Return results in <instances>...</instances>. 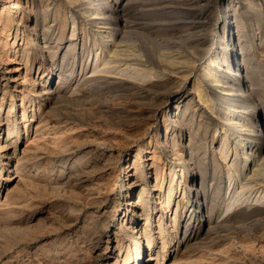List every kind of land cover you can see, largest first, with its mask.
<instances>
[{
    "label": "rangeland",
    "instance_id": "374dc122",
    "mask_svg": "<svg viewBox=\"0 0 264 264\" xmlns=\"http://www.w3.org/2000/svg\"><path fill=\"white\" fill-rule=\"evenodd\" d=\"M18 1L23 7L28 2L30 7L33 5V13L15 7ZM112 1L94 4L105 9L113 6ZM203 4L209 7L202 16L200 6ZM4 8L10 9L15 23L3 38L10 33L15 35L14 29L23 14L27 18L24 22L29 28L28 34L33 39L42 37L39 34L43 33L45 15L56 32L55 40L62 37L63 30L66 31L65 39H72L76 32L77 51L67 57L71 62L68 71L75 61L77 65L70 84L65 87L70 93L83 76L82 66L98 65V54H102V43L96 35L98 26L79 6H73L69 0H0V13ZM127 8L124 45L130 49L135 47L131 49L134 55L140 51L139 55L142 53L147 58L144 66L154 71L150 86L148 84L154 94L172 92L165 105L151 100L145 103L137 88L139 81L130 72L121 70L113 71L120 76L113 72L97 74L95 78L101 79L81 87L75 97L59 101V104H45L29 92L32 84L23 79L27 73L23 66L26 55L21 61L25 48L30 54L29 64L33 66L29 76L42 82L35 42L25 37L19 40L21 51L15 58L8 54L12 52L11 46L3 51L1 43L2 60L11 62L7 66L0 65V98L6 85L4 76L13 75L18 80L8 84L10 92L1 116L8 117L14 95L16 111L11 119L17 120L20 134L14 136L16 145L13 140V145L0 154V264H156V259L162 261L160 264H264V199L260 198L264 185L247 186L242 191L246 182L236 173L231 175L228 169L241 148L233 135H230L228 146L224 144L230 127L220 117L227 112L253 116L255 107L246 100L248 97L223 93L206 76V69L222 74L225 63L222 52H228L225 28L233 23L229 30L233 38L239 39L237 31L244 34L237 43L239 60L247 65L249 82L264 108V0H256L253 6L246 0H224L222 3L218 0H138ZM37 15L40 23L34 31ZM23 28L24 25L20 27ZM169 56H174L175 65L171 64ZM228 58L230 63L232 56ZM10 70L20 72L9 74ZM221 76L224 82L238 84L229 71ZM58 80V75L53 76L51 86L58 85ZM199 81L213 101L214 110L199 102L194 90ZM39 88L37 84L36 89ZM233 89L231 85L230 90ZM134 103L135 113L151 108L142 117L135 114V123L128 114ZM143 103L150 105L140 107ZM178 103L183 110L176 113L173 110ZM188 106L190 110L185 112ZM196 108L200 112L194 116ZM24 110L26 122L22 121ZM176 114L182 115L179 121ZM261 122L264 129V116ZM167 128L176 132L170 133ZM7 136L8 127L0 126V140L5 141ZM166 136L169 138L167 144ZM175 141L186 147V151H190L193 143L197 147L201 145L195 154L197 165L190 168V165L173 160L171 146ZM153 150L157 157L161 156L158 166L168 171L163 193H168L169 173H173V178L176 173V193L169 211H160L154 195L150 199L154 239L151 251L144 237L138 249L129 236L132 230L128 216L132 214L128 212V202L136 198L128 184L135 175L133 164L139 157L144 172L149 173L146 183L154 193V155L148 153H154ZM8 156L13 157L9 167L5 166ZM192 168H196L194 173L198 177L194 188H191L189 177ZM201 176L205 179L202 189L209 193L206 203L203 198L198 203L196 197L195 189H201ZM7 177L11 179L6 181ZM202 204L204 209L199 208ZM139 214L133 216L134 220L141 221L137 231L144 224ZM174 218L176 227L170 222ZM160 223L164 225L163 235H160Z\"/></svg>",
    "mask_w": 264,
    "mask_h": 264
},
{
    "label": "bare ground",
    "instance_id": "6f19581e",
    "mask_svg": "<svg viewBox=\"0 0 264 264\" xmlns=\"http://www.w3.org/2000/svg\"><path fill=\"white\" fill-rule=\"evenodd\" d=\"M69 1L73 4V6H79L82 10H84L86 12L87 15H89L91 17V19H93L92 20L94 22L93 24L98 26L97 31H96V35L98 36L100 42L102 43L101 44L102 45V48H101L102 54H98V63H97L98 65L96 67L92 66L91 68L89 67V65L86 66V64H84L82 66L83 71L81 74H83V76L81 77L80 82L78 81L77 85L74 86L75 89L72 91V93H70L71 91L69 92L65 87L68 84H70V79L73 78V76L75 74V69L77 66L76 61H75L73 63L74 66H73L72 70L68 71L69 66H70L69 64H71V62H69L67 57L68 56L70 57L71 55L75 54V52L77 51V48H78V43H77V39H76V32L74 31L73 37H71L72 39H65L66 31L63 30L62 37H60V38L57 37L55 40L56 32H54L52 26H49V23H48L49 18L45 15L44 20L42 19L43 20V26H42L43 33L39 34V35H42V37H36V39H33L31 37V35L28 34L29 28H27L28 26L24 22V20H26L27 18H26V15L23 14L20 17L18 25L15 28L16 30L14 29L15 35L13 36V34L10 33V34H8V36L6 38H3L4 34L7 33V29L15 23V19H13L12 15H11L12 12L10 13V11H9L10 9L8 11H6L4 8L2 10V12L0 13V24L3 23L2 27H0V49L2 47L1 46L2 44L4 47V49H2L3 51L7 50L6 49L7 46L8 47L11 46L10 48H11L12 52L10 53L8 51V54H12L15 58V57H17V55L21 51V50H19L21 48V47H19V43H18L19 40L21 41L25 37V40L35 42V45H36L35 49L37 50L36 61L40 65L39 73H40L41 78H42L41 83H38V81H39L38 79L36 80L34 78H30L29 73L33 69V66L31 64H29L30 54L26 52L25 48H23V50H22V60L21 61H23L24 55H26V58H25L26 62H25V64H23V66H25V70L27 72L23 79H24V82H28V84L30 82L32 84V90H30L29 92L30 93L32 92L31 94L33 96H35L38 99H41L45 104L46 103H49V104L55 103L56 104L57 102H58L57 104H59V101L72 98L75 94L79 93L82 90L81 87L87 86L90 83L94 84V82L95 83L98 82L101 78H95V76L97 74H104V73L110 74L114 70H121L123 73L130 72L132 74V77H134L137 81H139L140 84L138 85L137 88L139 90L140 97L143 96L142 100L143 101L145 100V103L148 102L146 100H151V101H153V103H154V101H156V102L162 103L163 105L168 103L169 99L172 97V92L168 91L169 92L168 93L167 91H165L166 93H164V92L159 93V91H157L158 93L154 94L153 93L154 90H152V88L149 87L150 86L149 83L151 82L150 78L152 77L154 71H153L152 67L150 69L148 66L147 67L144 66L145 65L144 62L145 61L147 62V60H145L146 57H144L142 53L139 55L140 51H137V49H136V51L138 52V54L135 53V55H134V53H131L133 51L131 49L135 48V47H132L130 49V47L126 48V46L124 45L125 39H126L125 30L127 29V24H128V22H127L128 8L127 7L131 3H133L134 1H138V0H113L112 1L113 6L110 8L109 7L105 8V9L104 8L99 9L94 4V2H100L103 0H69ZM218 1H220V3H222L224 0H218ZM246 1H248L250 6H253L256 3V0H246ZM8 2H10V1H8ZM28 4H29V2L26 4L25 7H23V5L18 1L15 3V7L18 6V8L23 10V12L28 11L29 13H33V11H34L33 5H32V7H30ZM203 5H205V6H203ZM203 5L202 6L199 5L201 7L202 16L206 14V12L208 11V7H209L207 4H203ZM200 7H199V9H200ZM42 12H43V10H42ZM199 13H200V11H199ZM29 21L33 22V20H31L30 18H29ZM33 23H34L33 30L36 31L35 28L39 27V23H40L38 15L35 16V21ZM23 25H24V28L21 30L20 27ZM231 28H233V23H232V25L230 24V25H228V27L225 28L226 29V36L224 38H227L228 52L227 51L222 52V54L224 55L225 63H224V65L222 64L223 68H221V69H223L222 74H224V72H227V71L231 72L232 76L238 82V84H236V83L233 84L230 82H224L223 78L221 76L222 74L219 75V73H215L211 69H206V72H207L206 76L208 75L209 80L213 84L217 85V87L223 93H234V94H240V95L244 96V98L248 97V99H246V100L251 105H253L255 107V111H254L253 116L252 115L242 116V115H239V113L237 115V114H232L230 112H227V114H221L222 116H220V117H223L222 119L225 120L227 126L230 127V131L227 132L230 134L229 135L227 134L228 135L227 140L225 139L227 142L224 144L227 145L229 138L233 135L236 137V140H237L236 145H239L241 148V151H238V152L236 151L237 152L236 156L235 157L233 156L235 158V161H233V159H232V161L234 163L233 164L230 163L231 166H230V169H228V170H230L231 175H232V172L236 173L237 175H239L238 176L239 178L241 177V179H243V181L246 182L245 186H243L241 189L243 191V188L247 187V186L258 185V184L260 186L264 185V129H263V124L261 122V119L264 116V108H263V106L261 107L262 103L260 104L259 96L257 95L258 93L256 94L255 89L253 88V86L249 82L251 79L249 80L248 69L246 67L247 65H245L244 61L242 64L239 60L240 56L238 53V46L237 45L240 43L244 34L242 35L241 32L237 31L238 37H239V39L237 40V39H235V37L233 38V34L231 35V31L229 32V30ZM34 33L36 35V32H34ZM55 42L57 43L56 46H55ZM204 46L202 45V47H204ZM229 55L232 56V61H230V63L228 62L229 61L228 60ZM2 56L0 55V61H1L0 65L7 66L11 61L2 60L3 59ZM173 57L174 56H169V58L171 59L170 60L171 64L175 65L176 61H174L175 58L173 59ZM237 58H238V60H237ZM168 63H170V62H168ZM61 64H63L62 67H61ZM134 64H136L135 69H132V68H134V67H132ZM146 64H149V63H146ZM175 67H173V68H175ZM6 70L8 72V69H6ZM18 70H15V71L10 70L9 74H12L13 72H20ZM68 72H71V75L70 74L68 75L67 74ZM113 73L115 74V72H113ZM116 74H118V73H116ZM55 75L59 76V80H58L59 82L56 83L58 85H55L53 87V86H51V81H52L53 76H55ZM88 75H90V76L87 77ZM128 75L130 76V74H128ZM19 77H22V75H20ZM4 79L6 80L5 81L6 85L4 86V88H2V90H3L2 94H1L2 98H0V102H1V105H0V126L6 125L8 127V136H7V139L5 141L0 140V154L6 152L5 150L10 145H13L12 141L15 140L14 136L16 134H18V135L20 134V129L18 127L17 120L13 121L11 119V115H13V113L16 111L14 95L12 96L13 97L12 107L10 108V110L8 111V114H7L8 117L3 118L1 116L2 110L5 107V100L7 98V94L9 95V92H10L8 84L10 81H12L14 83L15 82L17 83V81H18L17 79H15V77L13 75L4 76ZM122 82L124 84V79ZM201 82L200 81L197 82L196 85L194 86L195 87L194 90H195L196 95L199 98V102L205 103V106L207 105V107H208L207 109L212 108V110H214L215 106L213 104V101H211L207 97L206 92L204 91L205 90V88L203 87L204 85ZM118 83H119V81H118ZM37 84L40 85L39 89H36ZM148 84H149V86H148ZM231 85L234 87V89H235V90L233 89L234 91L230 90ZM151 87H152V85H151ZM64 88H65V90H64ZM15 89L17 91V89H19V87L16 85ZM175 92H177V91H175ZM24 96H23L22 100H24ZM234 98H236V97H234ZM135 101H136V99H135ZM151 101H149V102L151 103ZM30 102H32V107H33L34 106L33 101L31 100ZM145 103L140 104L139 106L147 108V106L150 105V104H145ZM153 103H151V104H153ZM181 105H179V103H178L173 111L177 113V112L183 110V107H181ZM127 107H129V106H127ZM150 110H151V108H150ZM150 110H144V111L135 113V103H134L133 105H131L130 112L128 114L130 115L132 122L135 123V121H136L135 117L136 116L142 117V115L148 114ZM185 110H187L185 112H188L190 110V107L188 106L187 109H185ZM215 111H217V110H215ZM199 112H200V110L197 109V110H195V112L192 115L197 116V115H199ZM152 113L153 112H151V114ZM43 114H42V116H43ZM135 114H137V115L135 116ZM148 116H150V115H148ZM181 116L179 114H176L175 118L178 117L179 118L178 121H179ZM32 117L34 118L35 114ZM26 118H27V113L24 110V115L22 117V119H23L22 121L26 122ZM33 118H32V120H33ZM143 118H145V117H143ZM12 121H13V123L11 124ZM40 121L41 122H39V126H41V124H42V120H40ZM143 121H145V120H143ZM167 130H169L170 133L176 132V131H173L172 128L171 129L167 128ZM191 136H192V134H191ZM191 136H190V139H191ZM224 138H226V137H224ZM166 139L167 140H166L165 144H167V141L169 140L168 136H166ZM174 140H176V139H174ZM16 142L17 141L15 140L14 141L15 145H16ZM159 142H161V141H159ZM179 143L175 141L174 144H172V146L170 145L172 147L171 148V154L174 158L173 160L179 164H187L188 166L190 165V168L195 166L196 161L198 160L195 158V154L199 149L198 147H200L201 145L197 147L193 143L190 146V143H189L188 146H190V151H191L190 152V151H186L185 150L186 147H184L183 145L179 146ZM195 146L197 149L194 148ZM220 149H222V147H220ZM153 152L154 153H152V151L151 152L148 151L149 154L154 155L153 156V165H154V169H156L155 170L156 171L155 172L156 173V180H155L156 184L154 186H152L154 193L150 192V190H149L150 186H148V184L146 183V180L148 179L147 176L149 175V173L146 174L144 172L143 165H142V163L138 157L140 154L137 156L138 159L135 160V162L133 164V168L135 170V175H132V179L129 181V184H128L129 190H131L132 193H134V196L136 198L134 200L130 199V201L128 202V212H131V214H132V215L128 216V219L130 221V228L132 230L131 231L132 233H130L129 236L131 237V239L135 243V246H137L138 249H140V244H141L140 239H143V237H144L145 241L147 242V247L151 251H152L154 239H153L152 229H151L152 226L150 223V221H151V213L150 212L152 211L150 208V199L154 195V198H156V200H157V204L161 207L160 211L161 212L162 211H169L173 205L174 196L176 193L175 188H174V184H175L174 178H175L176 173H174V178L172 175L173 173H169L170 175L168 177H170V186L168 188V193L166 192L167 195H165L163 193V188H164L166 181H167L166 174H168V171L166 170V167H161L160 165H159L160 167L158 166L157 163H158V160L161 158V156H158V157H160V158H158L156 155V150H153ZM188 152H190V153H188ZM199 152H200V150H199ZM7 155H9V154H5V156H7ZM223 157H224V155H223ZM225 157L228 158L229 154H228V156L226 155ZM7 158L8 159H6L7 162H6L5 166L9 167L13 157L8 156ZM199 159H201V158H199ZM159 163H160V161H159ZM197 163H198V161H197ZM17 164H19V160H18ZM202 165H204V163ZM204 168H206L205 165L202 169H204ZM172 169L173 168H170L171 172H172ZM195 169L196 168L190 169V171H192V173L189 176L190 182H191V188H194L195 182L198 178L197 174L195 175V173H194ZM161 171H162V174H161ZM204 173L206 174V172H203L202 174H204ZM16 174H17V172H16ZM203 177L204 176L200 177L201 178V185H200L201 189H198L195 187L196 188L195 191H196V195H197L196 197H197L198 203H200L202 198L204 199V201L206 203L207 198H209V193L206 191V189L205 190L202 189L203 183H204L203 180H205ZM231 178H232V176H231ZM10 179H11L10 177H7L6 181H9ZM230 180H233V179H230ZM186 186H187V184H186ZM137 188H141L140 191L137 192L136 191ZM244 189H246V188H244ZM260 198L264 199V194L263 195L260 194ZM209 205L210 204H208V206ZM202 207H203V204H202V206L200 205L199 208H202ZM227 207H228V205H227ZM203 209H204V207H203ZM229 209H230V207H229ZM135 214H139L140 218H143L142 220L144 222V224L142 225V227L138 231L136 229H138V227L141 226V223H140L141 221H139L140 219H138V220L133 219V216ZM139 215H138V217H139ZM125 218H126V216H125ZM170 222L173 223L174 227H176V225H177L176 219L175 220L170 219ZM159 230H160V235H163L164 234V225L162 223L159 224ZM162 246H164V244ZM162 260H164V258H162ZM156 261H157L156 264H160V262H162V261H159V259H156Z\"/></svg>",
    "mask_w": 264,
    "mask_h": 264
}]
</instances>
